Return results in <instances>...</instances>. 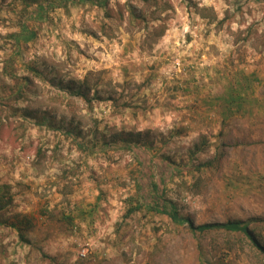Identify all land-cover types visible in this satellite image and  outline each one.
<instances>
[{
	"label": "rangeland",
	"instance_id": "obj_1",
	"mask_svg": "<svg viewBox=\"0 0 264 264\" xmlns=\"http://www.w3.org/2000/svg\"><path fill=\"white\" fill-rule=\"evenodd\" d=\"M153 182L264 244V0H0V264H264Z\"/></svg>",
	"mask_w": 264,
	"mask_h": 264
},
{
	"label": "trees",
	"instance_id": "obj_2",
	"mask_svg": "<svg viewBox=\"0 0 264 264\" xmlns=\"http://www.w3.org/2000/svg\"><path fill=\"white\" fill-rule=\"evenodd\" d=\"M129 16L132 20V22H136L140 25L138 22L140 18L142 20L147 19L146 17H141V15L137 14L134 11L133 6L129 9ZM203 17H206L203 14ZM144 22V21H143ZM75 93L79 95L82 99H87V92L83 90V88H78ZM5 190V188H4ZM3 190V192L0 195V212L3 210H6L8 206L11 203V199L8 196V194ZM140 190V196L138 200V205L136 206V209H133L130 211V213L133 214V212L141 211L142 209H147L149 212L156 213L159 215H166L168 216L171 221L179 226H187V228L193 232V233H207V232H213V231H223V232H229V233H240L244 235L248 241L252 244V246L262 255L264 256V244L258 239V236L250 229V223L251 221H236V220H230L224 223H207V224H201L196 225L190 218L184 217L173 201H169L167 197L165 196V190L160 191V186L153 182L147 192H141ZM23 237V236H22ZM24 239V238H22Z\"/></svg>",
	"mask_w": 264,
	"mask_h": 264
}]
</instances>
